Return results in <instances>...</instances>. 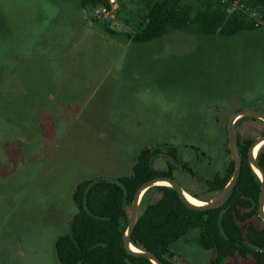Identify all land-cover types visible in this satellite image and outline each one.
Segmentation results:
<instances>
[{
	"label": "rangeland",
	"instance_id": "374dc122",
	"mask_svg": "<svg viewBox=\"0 0 264 264\" xmlns=\"http://www.w3.org/2000/svg\"><path fill=\"white\" fill-rule=\"evenodd\" d=\"M186 1L197 9L216 2ZM110 2L104 19L80 0H0V264H60L55 241L77 211L74 187L130 175L145 148L178 145L180 158L162 146L153 163L177 170L179 160L193 162L190 145L200 147L211 170L187 184L211 199L210 182L225 177L231 158L230 117L264 112V20L232 36L175 30L139 43L130 34L144 2ZM250 9L264 12L245 0L235 8L247 18ZM262 134L264 120L235 123L241 140ZM160 197L152 190L146 201ZM198 234L190 229L171 244L174 263L212 264ZM237 263L254 260L237 255L222 264Z\"/></svg>",
	"mask_w": 264,
	"mask_h": 264
},
{
	"label": "trees",
	"instance_id": "16d2710c",
	"mask_svg": "<svg viewBox=\"0 0 264 264\" xmlns=\"http://www.w3.org/2000/svg\"><path fill=\"white\" fill-rule=\"evenodd\" d=\"M233 1L216 0L207 8L197 9L186 0H142L144 12L130 34L131 40L149 42L175 30L203 36H232L258 29L254 20L233 9ZM245 1L252 7L264 8V0ZM80 2L84 8L110 6V0ZM253 141L252 138H237L241 174L235 188L216 209L200 211L189 208L171 186L155 185L148 189L132 243L155 253L165 264H176L172 261L176 253L171 250V244L185 237L190 229H197L199 245L214 251L212 264H222L236 254L251 256L254 264H264V225L259 227L253 222H245L249 217L260 219L261 180L248 162V150ZM162 146L168 147L167 155L179 156L177 145ZM162 146L141 150L128 176L114 180L88 179L74 187L72 200L77 211L70 221L69 231L58 236L55 242L60 264H154L147 257L129 253L123 237L129 223L128 208L138 187L153 177L167 175L153 165ZM227 151L230 154L229 148ZM257 160L264 169V148L259 150ZM233 173L234 161L230 158L225 177L216 175L210 182V189L221 190ZM152 190L159 191L161 197L146 201Z\"/></svg>",
	"mask_w": 264,
	"mask_h": 264
},
{
	"label": "water",
	"instance_id": "95a60500",
	"mask_svg": "<svg viewBox=\"0 0 264 264\" xmlns=\"http://www.w3.org/2000/svg\"><path fill=\"white\" fill-rule=\"evenodd\" d=\"M244 116H251V117L264 120V112L259 111L257 109L245 108V109L238 110L232 114V116L230 117L228 121L227 133H228V147L230 150L231 158L234 161V173L231 179L229 180V182L213 198H211L208 201L203 200L205 202L204 205H195L191 201H189L187 197L185 196L186 190L182 187V185L179 183L177 179L170 177V176L160 175V176L153 177L145 181L138 187L134 195V199H133L131 209L129 212L128 227L123 237L124 247L129 253L134 254L136 256L147 257L154 264H165L155 253L151 251L142 250L138 248L137 246L136 247L139 249V251H135L132 249V245H134L132 243V235H133V231L139 220L141 201L145 193L148 191V189L157 185L156 183L158 181L170 182L171 184L170 186L176 190L180 199L189 208L194 209V210L206 211V210L216 209L225 201V199L229 196V194L235 188L238 182L239 176L241 174L242 161H241L238 146H237V138L235 135V123L237 122L238 119ZM263 140H264V134L258 136L253 141L252 145L249 147V150H248V162L252 166L253 169L257 168L261 173V175L259 176L261 180V191L259 195L258 215L264 221V169L257 160L258 154L255 155L254 153L255 147ZM181 261L185 264H190L184 259H182Z\"/></svg>",
	"mask_w": 264,
	"mask_h": 264
},
{
	"label": "flooded vegetation",
	"instance_id": "af4514ba",
	"mask_svg": "<svg viewBox=\"0 0 264 264\" xmlns=\"http://www.w3.org/2000/svg\"><path fill=\"white\" fill-rule=\"evenodd\" d=\"M251 117V116H250ZM239 120V119H238ZM255 140V139H254ZM263 142V145H264V141ZM252 145V144H251ZM262 145V146H263ZM261 146V147H262ZM178 147V145H177ZM260 147V148H261ZM190 148L193 150L194 152V157H193V162L190 163L189 161H184V160H177L179 163V168H169L167 170H164L165 172H167V175L166 176H170V177H173L177 180H179V182L183 185L182 187L186 190V193L189 191V192H192V193H195L194 191H192L191 189H189L188 187V182L192 183L193 181L195 180H201L204 176L202 174H200L201 172L202 173H205V172H210L211 170V167H212V158L206 154L204 151H202L200 149V147L198 146H194V145H190ZM259 148V149H260ZM178 150H179V147H178ZM162 151V150H161ZM259 151V150H258ZM258 151H256V155L258 154ZM163 151L160 153L162 154ZM231 155V154H230ZM158 156V155H157ZM172 158H175V157H172ZM180 158L179 156L175 159H178ZM195 165V168L191 165ZM201 169V171H200ZM254 171L256 172V174L258 176H260L258 174V172L254 169ZM216 177V175L214 176V178ZM159 185H163V184H159ZM165 186H169V185H165ZM213 191V190H212ZM220 191V190H219ZM219 191H214V195L213 197L219 192ZM188 192V193H189ZM191 194V193H190ZM230 195V194H229ZM194 196V195H193ZM196 197V196H195ZM212 197V198H213ZM198 198V197H197ZM200 199V198H199ZM202 200V199H201ZM210 200V199H209ZM226 200V199H225ZM208 201V200H207ZM203 203H205L203 200H202ZM259 216V215H258ZM261 219V218H260ZM256 218H253V217H249L247 218V220L245 221L246 223H250V222H253L256 224ZM135 246V245H134ZM135 249L137 251H139V249L135 246ZM214 252V251H213ZM239 254H236L235 256H237ZM233 256V257H235ZM241 256V255H240ZM231 257V258H233ZM243 258H249L251 260L252 257L251 256H247V257H244L242 256ZM213 259V258H212ZM230 259V258H229ZM212 261V260H211ZM212 263V262H211ZM238 264V263H237Z\"/></svg>",
	"mask_w": 264,
	"mask_h": 264
},
{
	"label": "built area",
	"instance_id": "2783aa9c",
	"mask_svg": "<svg viewBox=\"0 0 264 264\" xmlns=\"http://www.w3.org/2000/svg\"><path fill=\"white\" fill-rule=\"evenodd\" d=\"M216 1V0H215ZM222 2H225L226 0H221ZM239 2L240 0H234L232 3V7L233 9L238 8L239 7ZM243 7H245L246 5L242 4ZM114 10V6L113 4L110 2V6L107 7L105 5L102 6H98L96 8H94V15L98 18H109L110 16H112V11ZM251 10V9H250ZM251 14V19L255 21V24L257 27H259L261 25V22L264 20V12L261 11H257V10H251L250 12Z\"/></svg>",
	"mask_w": 264,
	"mask_h": 264
},
{
	"label": "bare ground",
	"instance_id": "6f19581e",
	"mask_svg": "<svg viewBox=\"0 0 264 264\" xmlns=\"http://www.w3.org/2000/svg\"><path fill=\"white\" fill-rule=\"evenodd\" d=\"M263 141H264V140H263ZM262 144H263V142L261 141V142L255 147V150H254L255 155H256V151L259 150V147H260ZM255 170L258 172L259 175H261L260 171H259L257 168H255ZM156 184H157V185H159V184H164V185H169V186L171 185L170 182H168V181H158ZM185 196L187 197V199H188L189 201H191V202H192L193 204H195V205H204V203L202 202L201 199H199V198L193 196L192 194H190V193H188V192H187V193L185 192ZM132 249L135 250V251H137V250L135 249V246H134V245H132Z\"/></svg>",
	"mask_w": 264,
	"mask_h": 264
},
{
	"label": "crops",
	"instance_id": "0c3cea01",
	"mask_svg": "<svg viewBox=\"0 0 264 264\" xmlns=\"http://www.w3.org/2000/svg\"><path fill=\"white\" fill-rule=\"evenodd\" d=\"M71 199H72V193H71ZM72 201H73V200H72ZM74 214H75V213H74ZM74 214H73V215L71 216V218L69 219V225H70V221H71L72 217L74 216ZM68 231H69V229H68ZM66 233H67V232H66ZM64 234H65V233H64ZM60 235H61V234H60ZM60 235H59V236H60ZM57 238H58V237H57ZM57 238H56V239H57ZM55 242H56V241H55Z\"/></svg>",
	"mask_w": 264,
	"mask_h": 264
}]
</instances>
